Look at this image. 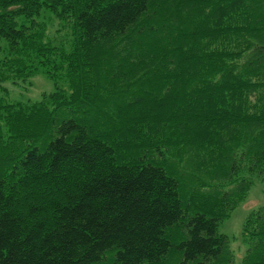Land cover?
<instances>
[{"label":"trees","instance_id":"obj_1","mask_svg":"<svg viewBox=\"0 0 264 264\" xmlns=\"http://www.w3.org/2000/svg\"><path fill=\"white\" fill-rule=\"evenodd\" d=\"M38 74L53 92L0 104V264H233L219 221L264 183V0H0V82ZM242 242L264 264V206Z\"/></svg>","mask_w":264,"mask_h":264},{"label":"rangeland","instance_id":"obj_2","mask_svg":"<svg viewBox=\"0 0 264 264\" xmlns=\"http://www.w3.org/2000/svg\"><path fill=\"white\" fill-rule=\"evenodd\" d=\"M33 20L35 24L41 22H44L45 25L47 24L45 39L46 41H50L52 45L57 46L60 42L66 41L70 37L69 22L66 23L54 16H50L47 10L42 11L41 15L34 17ZM24 23L27 26L29 25L28 22ZM34 29L35 26L33 29H29L28 32ZM53 91L54 85L52 81L47 79L43 74L14 82L12 80L0 82V104L37 102L44 95ZM179 172L182 175V183L184 184L186 194L215 191L214 188L203 187L204 183L207 184L209 177H203L202 173L195 171V169L188 170L183 168L179 169ZM197 178L199 181L196 180ZM215 183L217 184V182ZM233 186L224 185L221 187V190L228 192ZM261 206H264V183L260 179H253L243 199L231 208H227V211L224 212L225 215L219 221L218 232L226 239L229 252L233 257V264H240L245 254L246 246L242 242L244 224L251 212Z\"/></svg>","mask_w":264,"mask_h":264}]
</instances>
